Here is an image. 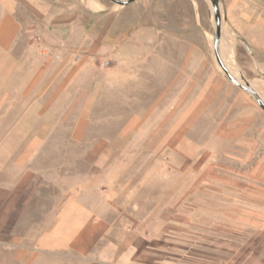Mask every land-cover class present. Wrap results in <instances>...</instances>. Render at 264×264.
Segmentation results:
<instances>
[{
	"label": "rangeland",
	"instance_id": "374dc122",
	"mask_svg": "<svg viewBox=\"0 0 264 264\" xmlns=\"http://www.w3.org/2000/svg\"><path fill=\"white\" fill-rule=\"evenodd\" d=\"M46 2L64 18L46 54L95 66L96 99L72 100L47 141L0 132V184L26 182L0 235L32 248L70 199L137 264H264V112L217 61L210 1ZM218 14L221 62L264 101V0H218Z\"/></svg>",
	"mask_w": 264,
	"mask_h": 264
},
{
	"label": "crops",
	"instance_id": "0c3cea01",
	"mask_svg": "<svg viewBox=\"0 0 264 264\" xmlns=\"http://www.w3.org/2000/svg\"><path fill=\"white\" fill-rule=\"evenodd\" d=\"M62 22L46 0H0V132L38 133L27 139L47 141L53 138L49 133L65 131L64 117L70 114L72 100L83 110L86 100L96 99L90 80L95 66L46 54L56 42L50 28ZM6 180L0 184V231L26 186L17 178ZM33 235L34 246L25 250L12 244H23L22 240L0 235V264H87L91 252L92 264H137L135 258L117 257L116 245L124 235L117 237L110 222L70 199L51 205Z\"/></svg>",
	"mask_w": 264,
	"mask_h": 264
},
{
	"label": "water",
	"instance_id": "95a60500",
	"mask_svg": "<svg viewBox=\"0 0 264 264\" xmlns=\"http://www.w3.org/2000/svg\"><path fill=\"white\" fill-rule=\"evenodd\" d=\"M115 4H118L120 6H126L136 0H110ZM215 15V21H216V31H215V36H214V52L216 54V58L217 61L219 63V65L221 66L222 70L224 71V73L226 74V76L228 77V79L230 80V82L232 84H234L235 86H237L238 88L242 89L243 91L251 94L258 106L260 107V109L264 112V101L256 94V92L250 87L249 84L247 83H240V81H238V79L234 78L229 71L226 69V67L223 65V63L221 62L219 56H218V45L220 42V17L218 14V0H209Z\"/></svg>",
	"mask_w": 264,
	"mask_h": 264
},
{
	"label": "bare ground",
	"instance_id": "6f19581e",
	"mask_svg": "<svg viewBox=\"0 0 264 264\" xmlns=\"http://www.w3.org/2000/svg\"><path fill=\"white\" fill-rule=\"evenodd\" d=\"M220 52H221V55H222V57H223V59L225 60L224 62L228 65V67L232 70V61H230V60H226L225 58V54H224V51L222 50V48H221V46H220Z\"/></svg>",
	"mask_w": 264,
	"mask_h": 264
}]
</instances>
